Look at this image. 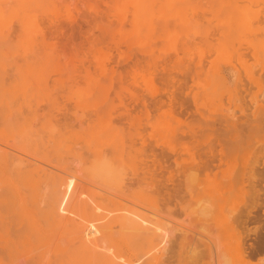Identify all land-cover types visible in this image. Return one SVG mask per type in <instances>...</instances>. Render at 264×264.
<instances>
[{"label": "rangeland", "instance_id": "obj_1", "mask_svg": "<svg viewBox=\"0 0 264 264\" xmlns=\"http://www.w3.org/2000/svg\"><path fill=\"white\" fill-rule=\"evenodd\" d=\"M247 117L263 123L251 150ZM263 128L264 0H0V264H185L186 249L133 245V226L109 228L80 191L229 244L221 221L257 210L246 174L264 162ZM145 177L179 199L149 203ZM103 240L115 251L96 252Z\"/></svg>", "mask_w": 264, "mask_h": 264}, {"label": "bare ground", "instance_id": "obj_2", "mask_svg": "<svg viewBox=\"0 0 264 264\" xmlns=\"http://www.w3.org/2000/svg\"><path fill=\"white\" fill-rule=\"evenodd\" d=\"M223 79L225 81L227 80L226 78H222V80ZM243 98L245 100V97ZM249 101L252 100L250 99ZM247 118L249 119L246 120V123L243 125V129L247 130L248 135L238 141L239 144L244 146L247 145L250 146L249 143L251 142L249 140L252 138L251 136L253 135L254 132H257V130L261 129L263 124L262 122H259L255 119H254L255 121L250 120V117ZM233 122H236V120L231 122L233 130L236 131L237 128ZM226 124H229L228 120L226 121ZM249 146H247L248 147L247 149L249 150L253 149V147H249ZM254 162L255 164L259 163L257 159H255ZM206 166H202L204 170H206L207 168ZM93 168L95 169L94 171L92 170V174H93L92 176L94 177L96 176L98 177L101 176L106 178L117 177V172L107 166H95ZM244 171L246 172L247 169L244 168ZM202 172L204 171L202 170ZM146 173L150 175L153 172L151 173L150 170V172L145 171V174ZM246 176H247V182L249 184L248 193L250 194L249 195L250 202L252 206L257 208V210L254 212L249 209L246 210L244 213L233 215L229 219L224 218L223 221H221L222 223L221 230L223 229V231L221 232L222 236L224 237V232L226 233L227 230L232 232V235L229 237V240L231 241L229 242V244L223 243L218 235L216 237H214V235L213 236L211 235V237L204 238L207 239L206 241H203L204 239H201L200 241L199 239L197 241L196 239H194L191 242H188V238H187L188 229L184 231L179 229L174 231L172 227L165 228L164 226L166 221L163 220L165 218L160 217L157 213H155L156 211L145 209L143 207L144 201H141L142 204H135L134 202L132 203V201L130 202L129 200L128 202L127 201L124 202L123 200L118 201L117 198H116L117 200H113L107 197L101 199L102 201L98 203L99 200L96 197H94V194L91 192L90 193L93 196L90 195L89 193H87L88 194L87 196L85 191L84 192L80 191L78 195L81 196V202L84 204L89 203L88 201L90 199L93 201L92 203H96V205L98 204V208L101 210L103 215V220H105V224L106 226H109V228H111L110 222L112 221V219H118L133 226L131 228V230H133V233L131 235L128 234V239L133 243V245H137L140 247L146 246L149 249L160 252L161 249H164L166 254L172 253V256L173 253L175 254V252H179L182 249H186L188 257H185L183 259V262H185V264H200L202 261L205 260H207L206 264H230V261H233L232 257L229 254V250L231 249V247L235 248L241 260H244L245 258L255 259L256 257L258 256L260 257L261 255L264 254V162L259 164L258 167L255 165L250 167V170L246 174ZM59 178H60V182L63 184V186L67 191L69 192L72 190L77 191L76 190L77 178L74 175L71 176L68 175L67 178L66 177H59ZM145 178L147 179V177ZM145 178L142 179V182L140 181L141 183H137V185H138V190H141L143 197L146 196L145 199L149 203L151 204L158 203L159 198L162 199L164 203L167 202L168 204L179 199L180 190H178V188L177 189L174 188L173 185L172 187L175 190H172L173 188H170L166 183L164 184L166 180L163 182V184L161 183L160 186L159 183L160 181L157 182L158 180L156 181V177L154 180L149 178L151 180L147 179V181H145ZM191 179L194 180L195 178L192 176ZM171 180L173 183L174 176L173 179ZM155 181L156 183L159 184H156ZM183 184H180L179 182V185H183ZM165 185H167L169 188L167 187L168 189H166ZM248 193L247 192L244 193V189L242 188V194L248 195ZM89 195L91 197H89ZM207 207L209 208V205ZM204 209L207 210V208ZM204 213L208 214V212H205V210L204 212L202 211L200 214L205 215ZM120 225L122 228L124 227L122 223ZM252 225H259V226L255 228H250ZM176 233H180V234H176ZM115 234L119 235L120 233L116 232ZM252 234L253 236H255L254 244L250 243L253 237ZM200 236H202V234ZM196 237L198 236L196 235ZM248 237H250L251 239L247 240ZM111 247L112 246L108 243L107 240L99 241L96 252L105 253V251H108V249L114 250V247L113 248ZM118 249L120 248H116V250ZM179 257H181L180 254Z\"/></svg>", "mask_w": 264, "mask_h": 264}]
</instances>
